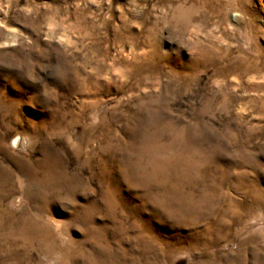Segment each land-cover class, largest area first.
<instances>
[{
  "label": "rangeland",
  "instance_id": "obj_1",
  "mask_svg": "<svg viewBox=\"0 0 264 264\" xmlns=\"http://www.w3.org/2000/svg\"><path fill=\"white\" fill-rule=\"evenodd\" d=\"M0 264H264V0H0Z\"/></svg>",
  "mask_w": 264,
  "mask_h": 264
}]
</instances>
